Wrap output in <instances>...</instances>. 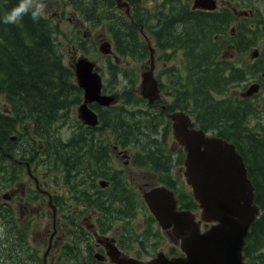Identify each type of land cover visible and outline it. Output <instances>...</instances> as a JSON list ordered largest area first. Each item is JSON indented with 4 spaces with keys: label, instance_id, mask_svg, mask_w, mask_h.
I'll list each match as a JSON object with an SVG mask.
<instances>
[{
    "label": "flooded vegetation",
    "instance_id": "obj_1",
    "mask_svg": "<svg viewBox=\"0 0 264 264\" xmlns=\"http://www.w3.org/2000/svg\"><path fill=\"white\" fill-rule=\"evenodd\" d=\"M126 1L130 12L128 18H130L129 21L138 37L129 30L126 32L128 39L126 41H134L132 45L138 50L147 49L149 56L148 62L143 64V70L140 73L138 94L141 93L140 85L144 72L151 70L157 82L156 93L158 97L156 100L148 103V99L144 98L148 104L147 113L156 118L155 123L159 125L162 120L166 122V128H161L160 132L155 131L154 134L157 138L152 140V145L158 149L162 159L158 157V154H151L152 157H148V153L144 150L145 147L133 142L127 144L116 138H114L115 143L121 145L117 146L113 143L110 147L109 140L113 132L109 123L114 118L111 113L120 98V95L114 92V88L107 89L102 93L113 97V102L110 105H99L97 102L90 103L89 108L97 118V124L95 125L84 123L78 116L77 107L76 113L72 109L69 111L64 110L57 125L60 126L62 131V140L64 139L67 142L66 145L74 144L73 153L79 154L80 160H78V157L74 158L72 154L64 158H58L59 155H52L48 150V154L39 152L21 154L18 145H16L14 147L17 148H14L11 154L4 156L3 161L0 162V264H6V262L8 264H38L36 263V261H39L38 254L36 250L33 251L34 246L29 244L28 235L29 230L33 228L35 216L38 215V218H41L43 215L36 202L43 204L46 202L50 207L47 214L49 219L46 223L50 230L44 236L46 247L40 257L41 264H146L155 259L157 255L163 254L166 258H171L184 254L181 250V243L176 239L171 227L162 228L160 226L145 203L143 194L156 186L165 187L174 195L177 209L192 210L194 213V199H191V197L193 198L192 188L186 182L184 176L186 151L174 139L170 115L175 111H183L191 118L189 127H197L198 125L195 123L194 116L186 110L178 106L172 107L176 90L173 89L172 93H166V88L169 87L165 86L160 79L161 72L163 73L162 70L165 68L161 71L157 69L155 58L151 69L150 51L153 50L156 53V49L147 37L139 38L138 32L145 27L143 24L137 25L135 23L132 16L131 1ZM259 1L261 0H217V9H221L222 18L226 19L228 17L225 21L228 25L229 36L223 44L222 40L218 43L221 48L220 58L211 60L209 68L215 76L218 72L217 68H221V66L214 63L227 61L228 66L224 68L222 65L221 73L223 72V77L228 78V80H222L221 74L219 80L213 82L216 83V86L211 88L210 93H216L219 96L217 100L225 101V106L228 107V110H230L228 112L231 113V117H228L231 127L230 134L236 136L239 140L242 139L243 130H250L256 136H264V9H261L260 5L258 6ZM188 6L190 10H193L190 1ZM195 10L205 11L202 9ZM184 18L186 21L190 20L188 17ZM152 37L157 42L156 37ZM102 39L106 40L104 38L98 40L101 41ZM106 41L110 43L111 48V52L106 55L112 56L115 61H118L111 42ZM74 61L71 62L73 74ZM186 63L187 60L180 59L177 66L170 70L173 80H179L175 75V70L182 74L183 80L185 78L191 80L194 68ZM113 66L116 72L117 69L114 63ZM96 68L99 70L97 65ZM189 87L191 88L192 84ZM236 116L239 117L235 118ZM151 120L153 121V118ZM222 124L224 125V123ZM22 125H24L23 122ZM205 132L208 135L220 136L216 133L217 131ZM170 136L174 139L173 145L169 147V150L173 151L171 153L168 150L167 143ZM225 140L233 143L240 154L235 142ZM164 142L167 144L166 151L163 146ZM103 143H106V145L103 146ZM81 144L84 147L83 150L80 149ZM124 146L130 148L133 152L135 151V153L130 154ZM131 146L135 148H131ZM137 146L138 148H136ZM78 150L81 152H78ZM111 150L112 153H110ZM96 152H101L99 160H101L102 166L108 168L107 170L101 168L100 172H96V166L92 170H88V167L94 165L98 158ZM19 156L20 159H18ZM114 158L120 164L117 163L116 167L112 168L110 163H113ZM42 160L50 161L46 164L49 166H54V162L59 160L62 174L65 170L67 171L66 178L64 177L65 180L63 178L66 188L60 196L63 197L67 193L72 196L71 200L66 201L69 206L65 207L67 203L59 200V194L52 197L48 191L43 189V183L40 186L36 175L30 177V166L27 169L28 179L25 185L23 184L22 189L19 190V177L22 176L24 163L31 165L34 161ZM68 161L71 166L76 167L77 164L80 168V172L74 178L69 177L71 172L68 171L66 166ZM144 161L149 165H145ZM130 164L140 168L150 167L149 171L145 172L151 173L149 177L142 176L146 180L142 181L141 178L136 187L128 182L131 189L125 181L122 186L119 183V178L128 176L122 165ZM82 173L83 175L80 176ZM87 174L90 175L91 183L84 186L83 181ZM180 176L184 179L187 187L186 191L179 180ZM80 180L82 185H75L76 181ZM117 182L122 193L113 194L114 189L119 192V187L113 185ZM121 203L123 206L128 203L125 210L120 209ZM191 204L192 208L190 207ZM132 205H134L133 209L131 208ZM35 206H37V212ZM59 206L62 208L60 212ZM90 207L91 210L84 215V211ZM135 209L137 210L135 211ZM137 211L140 213L137 214ZM139 215H143L144 218L142 223L139 222L140 228L136 232L138 234H131L130 238L126 239L127 228L125 224L129 225L137 221ZM114 221L120 225V233L115 235V231H112L111 235L105 234L104 232H109V224ZM157 228L162 230L161 233L156 231ZM201 228L204 229L205 224H202ZM134 243H137L136 247L133 246ZM158 246L159 250H156ZM26 254H28L27 263ZM22 256H24V262H21ZM31 260L33 262H30Z\"/></svg>",
    "mask_w": 264,
    "mask_h": 264
},
{
    "label": "trees",
    "instance_id": "obj_2",
    "mask_svg": "<svg viewBox=\"0 0 264 264\" xmlns=\"http://www.w3.org/2000/svg\"><path fill=\"white\" fill-rule=\"evenodd\" d=\"M46 1L43 0V2ZM61 1V4L68 6L70 12L83 25L104 24L103 27L114 38L119 52H134L129 47L134 41H126V32L130 30L136 37L137 33L131 22L116 8L114 0ZM130 1L132 16L137 25L145 26L149 20H156L149 29L156 37L160 49L167 47L180 49L182 56L187 60L186 64L189 65L188 45L191 49L194 46L196 55L189 65L194 68L191 80L185 78L175 83L176 94L173 97L175 101L172 107L178 106L194 116L197 127L202 130L217 131L218 135L237 144L247 168V176L253 185L254 201L260 209L245 236L243 255L252 264H264V136H256L250 130L242 131L241 141L236 136H232L228 121V117H231V113L228 112L230 110L225 106L224 100L222 102L217 100L216 93H210L211 88L216 86L213 82L218 81L221 74L222 80H228L223 77V72L221 73L222 65L227 68V61L214 63L221 66L217 68L218 72L215 76L209 68L211 60L220 58L221 48L218 43L222 40L223 44L229 36L225 21L228 17L222 18L221 9L216 12L190 10L188 6L190 0H158L160 1L158 10L153 12L141 6L140 0ZM16 2L17 0H0V20ZM63 16H65L64 11L59 19ZM184 17L190 20L186 21ZM58 29L59 24H54L45 15L37 21H33L30 16H25L22 21L14 25L0 22V93H4L10 103L9 112H0V162L3 161L4 156L11 154L16 148L14 146L18 144L23 147L19 152L21 154H24L25 150L30 153H40L37 151L34 136L41 140L40 145L43 147L41 154H48L46 136L50 138L55 132L56 139L58 136L62 138V131L57 122L60 121L64 110L69 111L71 106L79 103L81 91L75 83L71 64L64 63L63 54L55 42L57 35H63ZM76 29L75 34L79 36L76 38L79 48L87 50L83 43L84 39L80 35V26ZM164 33L169 37L174 34L173 42L177 44L166 42L162 38ZM138 52L143 55L148 54L147 49L138 50ZM110 72L112 76L115 75L114 66ZM112 113L117 123H124L120 126L119 134L122 142L132 144L129 137L140 133L138 132L140 126L146 129V126L141 124L145 119L137 115L138 120L133 119L132 114L135 113L123 106L118 107V110L112 109ZM145 122L149 124L148 120ZM138 123H140L139 126L134 127ZM112 124L109 123L111 126ZM114 128L117 129V126ZM12 136H15V141L12 140ZM52 142L55 141L52 140ZM147 153L148 157L157 154L150 150ZM113 185L118 186V184ZM195 206L194 203L193 207ZM190 207L192 208V204ZM131 208L133 209L134 205Z\"/></svg>",
    "mask_w": 264,
    "mask_h": 264
},
{
    "label": "water",
    "instance_id": "obj_3",
    "mask_svg": "<svg viewBox=\"0 0 264 264\" xmlns=\"http://www.w3.org/2000/svg\"><path fill=\"white\" fill-rule=\"evenodd\" d=\"M118 8L129 12L127 2L115 0ZM215 0H194L193 8L212 10ZM99 51L111 52L109 42H102ZM153 50L150 51L153 68ZM73 69L83 102L77 108L79 118L89 125L97 124L91 102L110 105L113 97L101 94L102 78L95 63L80 56ZM141 94L152 103L157 97V82L151 70L142 74ZM172 130L177 144L186 151L184 176L191 186L193 198L200 206V219L189 210L177 209L174 195L165 187L156 186L143 194L144 201L162 228H169L181 241L184 256L166 258L163 254L146 264H252L245 261V236L255 221L259 207L254 202L253 185L247 177L242 156L235 145L221 136L208 135L189 127L190 117L182 111L171 113ZM13 139V138H12ZM201 221L210 223L204 231Z\"/></svg>",
    "mask_w": 264,
    "mask_h": 264
},
{
    "label": "rangeland",
    "instance_id": "obj_4",
    "mask_svg": "<svg viewBox=\"0 0 264 264\" xmlns=\"http://www.w3.org/2000/svg\"><path fill=\"white\" fill-rule=\"evenodd\" d=\"M43 3L46 5L44 15L47 18L51 19L54 24L58 23L59 24L58 30L61 31V33L63 34V35H61V34L57 35L55 42L58 45V49L61 50V52L63 54L64 63L66 65H69V64H71V62L73 60H75V58H77L80 55H83V57H86L89 60L93 61L99 67L100 73L101 74L104 73V75L102 77L103 78L102 79L103 90L104 91L107 89L111 90L112 88H114V92L120 94V98L118 99V103L116 104V107H115L116 110H118V107L121 108L123 106L127 110L133 111L135 113V114H132L133 119L138 120L137 116H140L141 119L148 120V122H149V124H147L145 122V120L142 121L141 124L145 125L146 129H144L140 126L139 127L140 130L138 131L140 133L131 135L129 137V139H131V141L133 143L140 145L142 147H145L144 150L146 153L148 150L156 151V153L158 154V157L161 158V154L158 152V149L152 145V140L157 138V136L154 134L155 131L160 132L161 128H163V129L166 128V122L164 120H162L161 123L159 125H157V123H155V121H156L155 117L147 115V114H145V112H143V109H145L148 104L143 98L140 97V95L137 92L139 82H140V73L143 70V64L148 62V59H149L148 54H145V53H144V55L141 54L140 52H138V48H136L133 45H129V47L134 51L133 53H131V52L121 53L116 48L114 38L112 37V35L103 27L104 24L97 25V26H93V25L91 26V24L90 25H88V24L82 25L80 20H77L75 15L70 12V8L68 6H64L61 4L62 3L61 0H47L46 2H43ZM140 3H141V6L147 8L150 12L158 10V8H157L159 6L158 0H140ZM98 4H100V3L98 2ZM257 4H258V6L260 5L261 9H264V0L259 1V3H257ZM117 9L120 10L119 12L121 14H123L126 19L130 20V18H128V16L130 15V12H129V14H126L120 8L117 7ZM62 11H64L65 16H63L61 19H59L60 15L62 14ZM121 11H123V13ZM137 12L139 13L140 11L138 10ZM176 13L177 12H175V14ZM155 23H156V20L155 21L149 20L147 22V24L144 26L145 28H143L140 31L141 33L138 32L139 38L143 39V37L144 38L147 37V39L155 47L156 53H155V51L152 53L153 60L155 58V66H157V69H160V71L163 68H165L162 70L164 72L163 73L161 72V78L160 79L164 82V84L167 87H169V88H166V93H172L173 89H176L175 83L177 81L173 82L172 72L170 70L172 68H175L178 64V61L180 59H184V57L182 56V51L180 49H179L180 50L179 51L178 49L171 48V47H167L165 49L159 48L158 43L156 42L155 38L152 37V36H154V34L152 33L151 29H149V26H151ZM77 26H80V30H81L80 35L84 39L83 43L85 44V47L87 48V50L79 48L80 45L77 43V40H76V38L79 36H77L75 34V33H77V29H76ZM173 35H170V37H169V35L166 36L164 33V35H162V38L166 42L169 41L172 43L173 39L175 38V37H173ZM100 38H104V39L109 40L111 42L112 49L114 50V54H116L118 61H115L112 56H107V55L102 54L101 51L98 50L99 44L101 42H103V41L98 40ZM90 42H92V43L89 44ZM104 42H107V41H104ZM173 43L177 44L176 42H173ZM188 46H189L188 47L189 48L188 58H189V62H190L189 65H190L191 62L194 60V56L196 55V50H194V46L192 49L190 48V45H188ZM113 63L115 64L116 69H117L114 76L110 75L108 72V69H110V70L112 69L111 64H113ZM163 63H165L164 67H163ZM175 75L179 78L178 81H180V82H181V80L183 81L182 74H179L176 70H175ZM215 96H216V98H219L218 95H215ZM128 97H130V99H128ZM9 109H10V103L8 102L5 94L0 93V112L7 113V112H9ZM70 109H72L74 111V113H76V105L71 106ZM111 114H112V116L114 115V113H111ZM151 118H153V121L149 120ZM124 119H125V116H124ZM122 121H123V119H122ZM110 123H113L112 124L113 135L109 140L110 147H112L113 143H115L114 138L120 140V137H119L120 129H121L120 126L124 125V123L119 124L114 119L111 120ZM139 124L140 123L136 124L134 127H138ZM154 125H157V126H154ZM116 126H117V129L114 128ZM130 126H132V125H130ZM147 126H149V127H147ZM34 138L36 139L35 145L37 146V151H40V153H42L43 147L40 145L41 140H39L35 136H34ZM46 140H47V146H48L47 150L52 155H59L58 158H64V157H67V156L72 154L74 158L78 157V160H80V155L73 153L74 152L73 145L72 144L66 145L67 142L64 139L62 140V138L60 136H58L56 139L55 132L52 134V136L50 138H48L46 136ZM52 140L55 142H52ZM173 141H174L173 137H171V136L168 137V139H167L168 150H169V147L171 145H173ZM240 141H241V139H240ZM115 144L117 146L121 145V144H117V143H115ZM104 145H106V143H103V146ZM163 146L165 147V151H166L167 150V144H165ZM17 147H19V151H21L23 149V147L21 145H19ZM26 147L28 149H30L28 146H26ZM124 148L130 154L135 153V151L133 152L128 147L124 146ZM131 148H135V147L131 146ZM136 148H138V146ZM80 149H82V150L84 149L82 144L80 145ZM78 152H81V151L78 150ZM169 152L171 153L173 151L169 150ZM23 153L28 154L30 152L28 150H25ZM100 153L101 152H96V154H98V158L96 159L94 165H91V167L87 166L88 170H92L94 166H96L95 167L96 172H100L101 168H102V170L108 169L106 166H102V162H101V160H99ZM110 153H112V150ZM49 162L50 161L46 162V161L42 160V161H34L33 163H31V165H29L28 163H24V165L22 167V173H21L22 176L19 177V181H20L19 190L22 189L23 184L25 185L26 180L28 179L27 178V169H28V166H30L29 167L30 171H31L30 177L32 178L34 175H36V177H37L36 179L38 180V183L40 184V186H41V183H43L42 188L45 189L46 191H48L52 195V197H55L56 195L59 194V197H60L59 200H62L63 202L71 200L72 196L69 193L65 194L63 197L60 196L62 193H64L65 188H66L63 178L66 176L67 171L65 170L64 174H62L60 164L58 163L59 160H58V162H54V164H55L54 166L46 165ZM67 163H68V165L66 164L67 169H68V171L70 170V172H71L69 177L74 178L80 172V168H78L77 164H76V167H74V166L70 165L69 161ZM117 163H118V165L120 164V162H117L116 158H114L113 163H110V166L112 168H115ZM145 165H149V164H147L145 162ZM122 167L127 172L128 176L119 178V183L121 184V186L123 185V182L125 181L129 187H130V185L128 184V182L133 184L136 187L140 183L139 181L142 178V176L149 177L151 175V173L145 172V171H149L150 167H147V166H145L144 168H140V167L135 166L134 164H130V165H122ZM83 171H85V170L83 169ZM82 175H83V173L80 176H82ZM96 178H98V177H96ZM145 180H146V178L143 177L142 181H145ZM179 180L182 183L183 189L186 191L187 187L185 185L183 177L180 176ZM31 182H33V181H31ZM90 183H91L90 175L87 174V177L83 181V185L86 186ZM117 184H118V182H117ZM75 185H77V186L82 185L81 180L76 181ZM114 187H115V185H114ZM118 187H119V192L115 191V189H114L112 191L113 194L114 193H122L119 185H118ZM130 189H131V187H130ZM139 191H140V189H139ZM140 193H141V191H140ZM83 201H84V199H83ZM36 204L42 210L43 215L41 218H38V215L35 216L33 228L31 230H29L28 235H29V244L31 246H34L33 251L35 252V250H36V252L38 254L39 261H36V263L41 264L40 257L42 256V254L45 250V247H46L44 245V240H45L44 236L47 233V231L50 230V228L48 226H46V223L48 222L47 219H49V217H47L48 216L47 214L49 212L50 207L46 204V202H44V204L41 202H36ZM121 205L122 206L120 209L125 210L126 207L128 206V203L125 206H123L122 203H121ZM67 206H69L68 203L65 207H67ZM35 209L37 212V206H35ZM61 210H62V208H61V206H59V212ZM89 210H91V207L88 208V210L84 211V215H86V213L89 212ZM136 210L137 209H135V211ZM193 211L195 212L196 217L199 218V209L194 208ZM139 213L140 212L137 211V214H139ZM143 218H144L143 215H139V217L137 218L138 219L137 221L132 222L129 225L127 223L125 224L126 228H127L126 239H129L131 234H138L136 232H138L139 228H140L139 222L142 223ZM87 222L90 223L89 220H87ZM157 229H156V231L157 232L160 231V233H161L162 230L160 228H157ZM108 231L109 232H104V233L107 235H111L112 231H115V235H117L121 231L120 225L114 221V222H112V224H109ZM133 246L136 247L137 243H134ZM156 250H159V246L157 247ZM19 251H20V248H19ZM27 259H28V254H26V263H27ZM5 261H8V260H5ZM21 262H24V256H22ZM30 262H33V261L31 260ZM6 264H8V262H6Z\"/></svg>",
    "mask_w": 264,
    "mask_h": 264
},
{
    "label": "clouds",
    "instance_id": "obj_5",
    "mask_svg": "<svg viewBox=\"0 0 264 264\" xmlns=\"http://www.w3.org/2000/svg\"><path fill=\"white\" fill-rule=\"evenodd\" d=\"M46 5L43 0H17L2 17L0 22L4 24H16L25 16H30L33 21H37L45 14Z\"/></svg>",
    "mask_w": 264,
    "mask_h": 264
},
{
    "label": "bare ground",
    "instance_id": "obj_6",
    "mask_svg": "<svg viewBox=\"0 0 264 264\" xmlns=\"http://www.w3.org/2000/svg\"><path fill=\"white\" fill-rule=\"evenodd\" d=\"M145 134H146V133H145ZM145 134H144V135H145ZM71 144H72V143H71ZM73 145H74V144H73ZM67 147H68V146H67ZM70 147H71V146H70Z\"/></svg>",
    "mask_w": 264,
    "mask_h": 264
}]
</instances>
